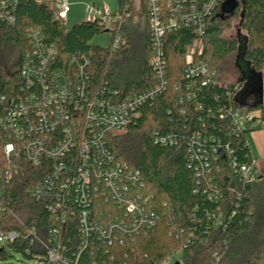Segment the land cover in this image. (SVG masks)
Segmentation results:
<instances>
[{"label":"trees","instance_id":"obj_1","mask_svg":"<svg viewBox=\"0 0 264 264\" xmlns=\"http://www.w3.org/2000/svg\"><path fill=\"white\" fill-rule=\"evenodd\" d=\"M49 1L51 4L15 0L10 10L14 23L0 19L1 90L18 89L25 54L33 52L29 38L32 31L40 33L44 44L55 46L67 65L73 55L90 53L93 89L101 98L127 100L159 83L145 0H141L145 16L142 30L133 26L134 0H119V15L111 26L83 21L71 29L56 19V0ZM227 2L224 0L216 9L203 36L192 29L166 36L168 87L142 106L140 117L126 131L108 135L109 147L117 159L142 173V194L159 217L155 228L146 235L139 232L126 236L124 245L115 243L107 249L92 236L72 264H163L176 253L181 254L182 264H264V175L254 183H245L235 174L230 165L232 158L247 165H254L257 159L248 142L250 131L233 136L232 119L225 117L238 110L259 112L264 121V102L240 104L236 100L246 83L237 65L241 37H221L231 20L239 17L247 41L244 60L263 73L264 0H235L232 11L226 9ZM106 32L113 34L108 47L92 44L96 36ZM120 34L121 42L115 47ZM228 62L235 63L240 77L223 85L222 73ZM191 63L208 64L217 73L218 83L202 87L203 79H188L185 70ZM167 135H172L177 144L157 142L158 137ZM198 135L218 149L219 166L210 176L200 173L191 160L188 144ZM5 143L0 131V168L4 170L9 167ZM44 176L42 168L20 161L12 178L0 180V235H18L14 242L0 248V261L7 260L12 250L39 264H54L46 259L43 243L48 245L55 219L47 203L29 193ZM211 184L216 188L209 190ZM214 195H218L217 200ZM92 209L93 217L103 213L101 219L107 218L110 211L120 214L111 202L106 204L96 196ZM219 217L223 218L222 225H216ZM59 238L67 252L78 251L81 233L76 217L60 225Z\"/></svg>","mask_w":264,"mask_h":264},{"label":"built area","instance_id":"obj_2","mask_svg":"<svg viewBox=\"0 0 264 264\" xmlns=\"http://www.w3.org/2000/svg\"><path fill=\"white\" fill-rule=\"evenodd\" d=\"M145 1L152 33L153 66L159 79L153 88L123 101L101 98L93 89L89 71L91 54H75L67 65L60 59L56 47L44 44L37 31L29 34L33 52L25 54L18 89L7 92L0 88V131L5 137L4 153L9 163L6 170L0 168V180L12 178L20 161L44 171L43 180L31 187L29 193L45 201L55 219L48 245L43 243L46 259L51 263L72 264L87 248L92 236L106 249L115 243L124 245L126 236L139 232L146 235L159 219L149 199L142 194L145 186L142 173L117 159L109 147L108 135L126 131L140 117L142 106L158 98L168 87L166 36L183 29H192L203 36L209 19L224 0ZM14 3L15 0H0V19L9 24L14 23L10 12ZM71 9L68 0H56V19L66 24ZM118 11L119 8L113 11L105 4H87L85 21L111 26ZM121 39L120 34L115 47ZM189 52L191 57L194 50ZM185 74L188 79H203L202 87L218 83L217 73L206 63H191ZM225 117H231L232 135L236 137L264 129L259 112L238 110ZM156 140L165 146L177 144L172 135ZM188 146L196 169L210 176L213 168L219 166L218 149L200 135L193 137ZM230 165L245 183H254L262 175L256 163L241 164L232 158ZM211 188L216 187L211 184L208 189ZM95 196L106 204L111 202L120 214L113 215L110 211L107 218L101 219L103 213L93 217ZM212 197L218 199V195ZM72 216L78 221L81 244L77 252L70 254L61 244L59 233L60 225ZM222 224L223 218L219 217L216 225ZM17 237L16 233L0 235V243L9 244Z\"/></svg>","mask_w":264,"mask_h":264},{"label":"rangeland","instance_id":"obj_3","mask_svg":"<svg viewBox=\"0 0 264 264\" xmlns=\"http://www.w3.org/2000/svg\"><path fill=\"white\" fill-rule=\"evenodd\" d=\"M39 1L43 3L48 2L49 4H51L49 0ZM68 2H70L72 6L68 21L66 23L68 29H71L75 24H79L85 21V8L87 4L95 3L99 6L105 4L109 6V8L113 11H116L119 8V0H68ZM134 12L135 17L133 19V26H135V28H137L138 30H142L145 23V16L143 13V5L141 3V0H134ZM237 36L241 37L239 53L240 57L238 56V59H240V73L241 76L246 80L241 94H243L244 96H249V92L256 91L255 95L257 96L259 94L258 96L261 98L262 88H260V83L261 85L263 84L264 90V72L261 73L253 70L250 67V64L246 62L243 58H241L240 54L245 51L247 41L245 37L246 33L240 29L239 17H236L235 19L231 20V26L226 28L221 34V37L227 40L235 39L237 38ZM112 37L113 34L111 32L100 34L94 38L92 44L101 47H108L112 41ZM240 73L236 68L235 63L233 64L232 62H228L223 69L221 83L223 82V85H229L234 83L240 77ZM2 246L3 244L0 243V248H2ZM9 253L10 257L5 261H0V264H39L37 261L30 260L21 254L15 253L12 250H9ZM169 261V264H182L181 254L176 253L172 255Z\"/></svg>","mask_w":264,"mask_h":264},{"label":"crops","instance_id":"obj_4","mask_svg":"<svg viewBox=\"0 0 264 264\" xmlns=\"http://www.w3.org/2000/svg\"><path fill=\"white\" fill-rule=\"evenodd\" d=\"M243 88L244 86L236 96V100L238 101V103L247 104L250 101L252 102L258 101V98L255 95L256 92L254 91L249 92L250 93L249 96H244L243 94H241ZM263 102H264V90H263ZM248 142L252 148L254 157L257 159L256 167L258 168L259 172L262 175H264V129L250 133L248 135Z\"/></svg>","mask_w":264,"mask_h":264},{"label":"water","instance_id":"obj_5","mask_svg":"<svg viewBox=\"0 0 264 264\" xmlns=\"http://www.w3.org/2000/svg\"><path fill=\"white\" fill-rule=\"evenodd\" d=\"M234 1L235 0H228L227 5H226V9H230L231 11L234 10L235 9V6H236L234 4ZM246 49H247V46H246ZM246 49H245V51H246ZM245 51H243L242 54H240L241 55V58H243V59H244V53H245ZM237 65L240 68V59H238ZM260 86L259 87L262 88V94H261V98L258 96L259 94L257 95V97H258V101L257 102H261L262 103L263 102V84L261 85V83H260ZM254 92H256V91H254Z\"/></svg>","mask_w":264,"mask_h":264}]
</instances>
